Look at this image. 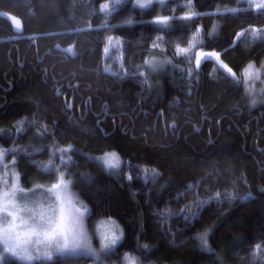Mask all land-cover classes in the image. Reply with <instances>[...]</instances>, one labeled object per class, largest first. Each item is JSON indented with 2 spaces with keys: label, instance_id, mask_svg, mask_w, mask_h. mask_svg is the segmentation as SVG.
I'll use <instances>...</instances> for the list:
<instances>
[{
  "label": "trees",
  "instance_id": "trees-1",
  "mask_svg": "<svg viewBox=\"0 0 264 264\" xmlns=\"http://www.w3.org/2000/svg\"><path fill=\"white\" fill-rule=\"evenodd\" d=\"M163 11L172 26L133 0H0V147L11 150L3 163L15 162L26 183L52 177L49 160L62 163L53 146L71 145L58 171L72 177L90 219L123 231L101 258L56 255L52 264H127L125 253L137 264H218L204 234L226 264H264V94L247 92L241 76L264 60V9L168 0ZM197 30L195 47L219 52L235 78L214 59L197 67L193 51L173 57ZM153 55L178 65L150 74ZM110 151L119 174L97 159ZM145 168L159 175L146 182Z\"/></svg>",
  "mask_w": 264,
  "mask_h": 264
},
{
  "label": "snow or ice",
  "instance_id": "snow-or-ice-1",
  "mask_svg": "<svg viewBox=\"0 0 264 264\" xmlns=\"http://www.w3.org/2000/svg\"><path fill=\"white\" fill-rule=\"evenodd\" d=\"M119 2V0H117ZM165 0H147L146 3L139 4L141 8L150 7L153 3L163 4ZM257 9H264V2L256 3ZM104 10H108V5L103 6ZM193 16L196 14H192ZM191 17H183L181 19H190ZM168 17H162L157 23L167 25ZM253 35H258L253 33ZM199 38V30L193 34L189 40L188 47L176 46L178 55H188L192 47L195 46ZM119 43L118 41L116 42ZM220 54L216 52L198 53L196 56V65L199 67L203 62L215 59L219 61ZM144 63L151 69L155 70L158 63H166V61H156L154 59L145 60ZM139 67V66H138ZM229 74L235 78L232 69L227 65L221 64ZM264 68V64L261 65ZM138 75H143L139 73ZM128 75L127 72L124 73ZM243 79L245 83L252 80L260 79L259 69H255L250 63L243 70ZM144 82L147 83V77ZM247 92H252V88H246ZM264 91V89H262ZM256 99L252 100L251 106H255ZM23 124V121L20 122ZM17 131H22L18 128ZM72 146L68 145L64 148H56L53 146L52 156L59 154L61 165L67 167L71 162ZM11 150L0 147V245L3 250L0 251V261L4 259V254H11L17 258L20 264H52L53 256H65L66 253L71 255H92L95 253L91 248V237L84 228V218L90 210L78 197L71 192L70 186L73 181L66 179V173L59 172L60 166H56L50 159L49 164L45 166L46 171H52L56 174L55 182L47 188V193L43 199L36 198L35 193L30 197L26 194V190L20 185V175L13 169L15 162L12 164H4L3 160L6 154ZM102 162V166L110 173L119 174L122 161L120 156L115 152L105 153L102 157L97 158ZM145 172L144 179L147 182L149 178L158 176L159 173L155 169H142ZM43 188V186H39ZM191 187V186H190ZM31 192L32 190H27ZM200 204H206L207 201H201ZM162 215L164 213H161ZM187 220V218H186ZM119 232V235H117ZM94 235L100 238L102 250H110L123 237V231L120 226L111 218L107 221L100 220L96 225ZM206 235H201L199 239L202 247L207 249ZM54 249V251H52ZM79 250V251H78ZM262 250L260 244L256 245V252ZM256 252L253 255H256ZM66 258V257H65ZM127 264H137V258L127 253L124 255Z\"/></svg>",
  "mask_w": 264,
  "mask_h": 264
},
{
  "label": "rangeland",
  "instance_id": "rangeland-1",
  "mask_svg": "<svg viewBox=\"0 0 264 264\" xmlns=\"http://www.w3.org/2000/svg\"><path fill=\"white\" fill-rule=\"evenodd\" d=\"M134 1V4L136 6H138L139 4H143V3H146L147 0H133ZM168 0H165V2L163 4L161 3H153L150 7L152 6H156L157 7V13L156 15L154 16L153 20L157 23V20L159 18H162V17H166L165 13H164V7L166 5ZM247 3L250 4V6L255 7V4L256 3H261V2H264V0H245ZM139 7V6H138ZM141 8V7H140ZM146 8H149V7H146ZM145 9V8H143ZM9 18L10 20L12 21L14 27L16 30H21V27H22V24H21V21L18 17L14 16V15H9ZM157 24H160V25H164L165 27H170L172 26L171 25V22H169L167 25L165 24H161V23H157ZM199 41V38L197 39L196 43H195V46L197 44V42ZM160 43H156L155 46L156 48H159V50H163V47L161 45H159ZM192 47L191 49V52L188 54V55H192L194 54V57H195V60H196V56L198 53H201V52H204V53H211V52H216V53H219L217 51H213V50H204V49H201V48H196V47ZM162 47V48H161ZM182 47V46H181ZM188 47V46H186ZM196 48V49H195ZM195 49V50H194ZM192 51H193V54H192ZM174 54L175 56L173 57H178V56H182V55H178L176 53V48H175V51H174ZM171 57V56H168V55H163V56H150L148 57L146 60L148 59H154L156 61H166V63H158L156 65V68L155 70H151L145 63V66L147 67V71L151 74H154V73H162V72H170L172 70H174V68H168L169 66L170 67H176L178 64L177 62L174 60V58ZM215 60V59H214ZM216 61V60H215ZM219 65L223 64V65H227L229 68H231L220 56L219 58V61H216ZM255 69H259V76H260V79L258 80H252V81H249L248 83H245L247 85L248 88H252V94L253 95H258L259 93H263L264 94V91H262V89H264V68H261V65L264 64V60L261 62V63H256L255 61H251L250 62ZM249 63V64H250ZM248 64V65H249ZM247 65V66H248ZM246 66V67H247ZM245 67V68H246ZM232 73H234V71L232 70ZM241 76L243 77V71L241 72ZM259 92V93H258ZM110 152H114V151H110ZM109 153V152H108ZM117 153V152H115ZM118 154V153H117ZM119 155V154H118ZM103 156V155H101ZM15 172L19 173L21 179H20V185L21 187H23L25 190H26V194L28 196H32L33 193H35V197L36 198H40V199H43L44 196L46 195H50L47 193V188L51 185V183L55 182V179H56V174H53L52 177L50 175H48L47 177H37V176H34L31 180H29L30 182L26 183V182H23V179H22V175H21V171L18 169L17 166L14 167L13 169ZM59 172H64L66 173V179H69L72 181V177L70 175H68L67 171H64V170H59ZM39 186H43V188L39 187ZM27 190H32L31 192H28ZM70 190L72 193H74L77 197L78 195L76 194V192L74 191L73 189V186L71 185L70 186ZM78 199L80 201H82L79 197ZM83 202V201H82ZM84 205H86L84 202H83ZM87 206V205H86ZM88 208V206H87ZM89 209V208H88ZM100 220H105L107 221L108 219H90L89 218V212L86 213L85 215V218H84V228L86 229L88 235L91 237V248L93 250V252L95 253L94 257L95 258H101L103 257L104 255H106L107 253H109L113 248H115L116 245L112 246L110 250H102L101 249V244H100V238L98 235H94V232H95V229H96V225L98 224V222ZM117 235H119V232H117ZM119 242V241H118ZM206 242H207V249L208 250H214V251H217V254L219 256V262L218 264H226L225 263V260H224V256H223V253L221 252V249H218L210 240V237H209V234L207 235L206 237ZM201 246H202V242H201ZM216 247V248H215ZM3 248H2V245H0V251H2ZM52 251H54V249H52ZM79 251V250H78ZM65 255H71L69 253H66ZM56 256V255H54ZM53 256V257H54ZM6 259H17L15 257H13L11 254H8V253H5L4 254V259L3 260H6Z\"/></svg>",
  "mask_w": 264,
  "mask_h": 264
},
{
  "label": "flooded vegetation",
  "instance_id": "flooded-vegetation-1",
  "mask_svg": "<svg viewBox=\"0 0 264 264\" xmlns=\"http://www.w3.org/2000/svg\"><path fill=\"white\" fill-rule=\"evenodd\" d=\"M18 39H20V37H14V38L12 39V41H13V42H16V41H18Z\"/></svg>",
  "mask_w": 264,
  "mask_h": 264
}]
</instances>
